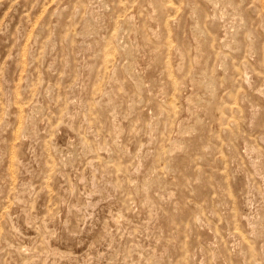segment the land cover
<instances>
[{
    "label": "rangeland",
    "instance_id": "obj_1",
    "mask_svg": "<svg viewBox=\"0 0 264 264\" xmlns=\"http://www.w3.org/2000/svg\"><path fill=\"white\" fill-rule=\"evenodd\" d=\"M263 22L0 0V264H264Z\"/></svg>",
    "mask_w": 264,
    "mask_h": 264
},
{
    "label": "bare ground",
    "instance_id": "obj_2",
    "mask_svg": "<svg viewBox=\"0 0 264 264\" xmlns=\"http://www.w3.org/2000/svg\"><path fill=\"white\" fill-rule=\"evenodd\" d=\"M212 3H213V2H212ZM212 5H214V4H212ZM224 5H225V3H224ZM226 5H227V4H226ZM249 6H250V5H249ZM231 7H232V6H231ZM223 8H224V7H223ZM236 8H237V7H236ZM237 9H238V8H237ZM239 9H240V8H239ZM220 10H221V9H220ZM195 11H196V10H195ZM233 11H234V10H233ZM236 13H238V11H237ZM232 14H233V13H232ZM239 14H240V13H239ZM212 15H213V14H212ZM235 15H236V14H235ZM259 16H260V15H259ZM239 19H240V18H239ZM214 20H215V19H214ZM215 21H216V20H215ZM90 23H91V22H90ZM209 23H210V22H209ZM233 23H234V22H233ZM243 23H244V22H243ZM263 23H264V22H263ZM86 24H87V23H86ZM91 24H93V23H91ZM198 24H199V23H198ZM196 25H197V24H196ZM238 25H239V24H238ZM88 26H89V25H88ZM88 26H87V27H88ZM90 26H91V25H90ZM90 26H89L88 28H90ZM95 27H96V26H95ZM93 28H94V27H93ZM93 28H92V29H93ZM95 29H96V28H95ZM198 29H199V28H198ZM231 29H232V28H231ZM249 29H250V28H249ZM88 30H89V29H88ZM93 30H94V29H93ZM96 30H97V29H96ZM96 30H95V31H96ZM202 30H203V29H202ZM225 30H226V28H225ZM233 30H234V29H233ZM200 31H201V29H200ZM231 31H232V30H231ZM236 31H237V30H236ZM236 31H235V32H236ZM89 32H91V31H89ZM194 32H195V30H194ZM202 32H203V31H202ZM91 33H92V32H91ZM98 33H99V32H98ZM233 33H234V32H233ZM249 33H250V31H249ZM251 33H252V32H251ZM94 34H95V33H94ZM94 34H93V35H94ZM229 34H230V33H229ZM231 34H232V33H231ZM234 34H235V33H234ZM200 35H201V34H200ZM229 36H230V35H229ZM233 36H234V35H233ZM231 37H232V36H231ZM234 37H235V36H234ZM195 38H196V37H195ZM228 38H230V37H228ZM228 38H227V39H228ZM66 39H67V38H66ZM227 39H225V40L227 41ZM231 40H232V39H231ZM242 40H243V39H242ZM242 40H241V41H242ZM226 41H225V42H226ZM232 41L234 42V40H232ZM232 41H231V42H232ZM228 42H229V40H228ZM249 42H251V41L249 40ZM221 43H222V42H221ZM236 43H237V42H236ZM229 44H231V43H229ZM229 44H228V45H229ZM251 46H252V45H251ZM230 47H231V46H230ZM235 47H236V46H235ZM247 47H248V46H247ZM128 50H129V49H128ZM260 50H261V49H260ZM129 51H130V50H129ZM201 51H202V50H201ZM100 52H101V51H100ZM126 52H127V51H126ZM128 55H129V54H128ZM191 55H192V54H191ZM221 55H222V53H221ZM224 55H225V54H224ZM130 56H131V55H130ZM221 57H222V56H221ZM226 57H227V56H226ZM223 60H224V59H223ZM262 60H263V59H262ZM198 61H199V59H198ZM222 63H223V62H222ZM225 63H226V62H225ZM220 64H221V63H220ZM220 64H219V65H220ZM221 65H223V64H221ZM227 67H228V65H227ZM262 67H263V66H262ZM224 68H225V66H224ZM226 69H227V68H226ZM230 69H231V67H230ZM208 70H209V69H208ZM206 71H207V70H206ZM225 71H226V70H225ZM201 72H202V71H201ZM177 75H178V74H177ZM214 75H215V74H214ZM229 75H230V74H229ZM234 75H235V74H234ZM208 77H209V76H208ZM211 78H213L212 75H211ZM208 79H209V78H208ZM213 79H214V78H213ZM229 79H230V78H229ZM200 80H201V79H200ZM202 80H203V79H202ZM202 80H201V81H202ZM211 80H212V79H211ZM196 81H197V80H196ZM198 81H199V80H198ZM204 81H205V80H204ZM213 81H214V80H213ZM243 81H244V80H243ZM231 82H232V81H231ZM137 83H138V82H137ZM137 83H136V84H137ZM203 84H204V83H203ZM235 84H236V83H235ZM139 85H140V83L138 84V87H140ZM183 85H184V84H183ZM205 85L207 86V88H212L213 83H212V81H208V80H206ZM140 88H141V87H140ZM205 88H206V87H205ZM215 88H216V87H215ZM215 88H214V89H215ZM214 89H213V90H214ZM203 90H204V88H203ZM210 90H211V89H210ZM207 91H209V90H207ZM211 91H212V90H211ZM207 93H208V92H207ZM210 93H211V92H210ZM197 94H198V93H197ZM203 94H204V93H203ZM213 94H214V93H213ZM200 96H201V95H200ZM197 98H198V97H197ZM195 99H196V98H195ZM198 99H199V98H198ZM202 99H204V98H202ZM196 100H197V99H196ZM196 100H195V101H196ZM197 101H198V100H197ZM199 101H200V100H199ZM221 102H222V101H221ZM202 103H203V102H202ZM166 104H167V103H166ZM206 105H207V104H206ZM211 107H212V106H211ZM215 107H216V106H215ZM209 110H210V109H209ZM225 111H226V110H225ZM227 113H228V112H227ZM212 115H213V114H212ZM162 116H163V115H162ZM225 117H226V116H225ZM199 118H201V117H199ZM166 120H167V119H166ZM200 121H201V120H200ZM218 124H219V123H218ZM193 129H195V128H193ZM22 131H23V130H22ZM181 141H182V140H181ZM181 143H182V142H181ZM86 145H87V144H86ZM169 148H170V147H169ZM174 149H175V148H174ZM172 150H173V149H172ZM111 166H112V165H111ZM170 182H171V181H170Z\"/></svg>",
    "mask_w": 264,
    "mask_h": 264
}]
</instances>
